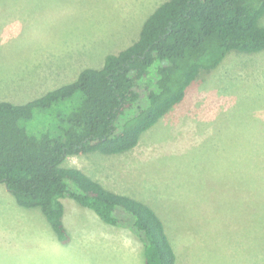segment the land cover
Wrapping results in <instances>:
<instances>
[{
    "label": "rangeland",
    "instance_id": "obj_1",
    "mask_svg": "<svg viewBox=\"0 0 264 264\" xmlns=\"http://www.w3.org/2000/svg\"><path fill=\"white\" fill-rule=\"evenodd\" d=\"M163 1L0 0V101L23 104L100 67L105 55L137 39ZM259 22L264 26V15ZM155 78L150 69L140 80L138 99L116 126L146 104ZM45 123L25 124L39 131ZM63 165L156 206L176 264H264V50L232 51L201 71L133 150L70 155ZM63 203L71 243L56 253L41 210L18 205L0 184V252L4 241L27 237L30 248L47 242L46 255L58 256L44 264L142 263L143 245L128 228L106 224L73 199ZM66 254L76 259L65 263Z\"/></svg>",
    "mask_w": 264,
    "mask_h": 264
},
{
    "label": "trees",
    "instance_id": "obj_2",
    "mask_svg": "<svg viewBox=\"0 0 264 264\" xmlns=\"http://www.w3.org/2000/svg\"><path fill=\"white\" fill-rule=\"evenodd\" d=\"M263 15L264 0H164L144 20L137 39L105 55L100 67H86L74 80L23 104L0 101V184L18 205L39 208L61 244L71 241L63 221V199L70 198L106 224L128 228L143 245L142 264H176L156 206L110 190L63 161L133 150L183 101L201 71L216 68L232 51L264 50ZM150 69L156 78L146 104L116 126L138 99L136 86ZM43 117V129L26 128Z\"/></svg>",
    "mask_w": 264,
    "mask_h": 264
},
{
    "label": "crops",
    "instance_id": "obj_3",
    "mask_svg": "<svg viewBox=\"0 0 264 264\" xmlns=\"http://www.w3.org/2000/svg\"><path fill=\"white\" fill-rule=\"evenodd\" d=\"M66 199V198H64ZM65 215V212H64ZM4 234V232H3ZM5 237H13L11 234L6 235ZM49 242L51 243V246H56L57 250H59L56 253H60V248L58 244L57 239H54L53 241L49 239ZM71 241L68 243L70 244ZM49 244V243H48ZM47 242L46 245L43 244L41 248L38 250H34L33 248L29 247V238H23L18 240L17 242L14 241H4L3 246L1 247L2 250L0 252V264H44L45 260L48 259L52 262V260L57 259L58 256L54 255V259H52V256H47L46 251H47ZM65 247L66 244H61ZM129 254H132V257L138 260L137 256L134 253L130 252ZM66 260L64 261L65 263L68 262L69 260H74L76 258H73L69 256V254L65 255ZM142 260V258H141ZM72 264H78L77 262H73ZM142 264V263H140Z\"/></svg>",
    "mask_w": 264,
    "mask_h": 264
}]
</instances>
